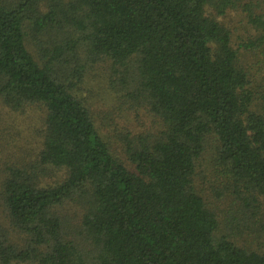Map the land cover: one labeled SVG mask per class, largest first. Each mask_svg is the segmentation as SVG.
<instances>
[{"label": "trees", "instance_id": "16d2710c", "mask_svg": "<svg viewBox=\"0 0 264 264\" xmlns=\"http://www.w3.org/2000/svg\"><path fill=\"white\" fill-rule=\"evenodd\" d=\"M106 64L158 125L122 157L81 95ZM213 137L237 218L193 184ZM0 214V264H264V0H0Z\"/></svg>", "mask_w": 264, "mask_h": 264}, {"label": "rangeland", "instance_id": "374dc122", "mask_svg": "<svg viewBox=\"0 0 264 264\" xmlns=\"http://www.w3.org/2000/svg\"><path fill=\"white\" fill-rule=\"evenodd\" d=\"M219 20L230 31L232 37V45L237 47L241 42H245L248 38H251V30L247 27L245 20L236 12H230L224 18ZM109 65L105 67L97 66L91 68V71L87 73V85L81 86V95L91 103L92 111L96 118V124L100 126L101 132L104 138L112 146L115 153L119 156H123V149H125L124 138L127 134L129 136H139L148 131V133H154L158 129L157 122L151 114L145 111L143 108L138 107L137 110H133L127 106L116 95L114 88H119L120 83L116 77L109 72ZM103 84L105 91L103 89ZM115 87H112V86ZM16 124L23 125L19 129H22L20 133H25L26 128L32 125L35 128L36 118L18 117L13 119ZM18 129V130H19ZM28 133L26 132V135ZM215 138L208 140L207 147L201 157V166H199L193 177V184L195 190L206 200L209 206L213 208L218 218L222 221L225 218H237L236 210L232 206L231 190H225V176L224 168L218 164L216 159V142ZM26 150V149H23ZM26 153V152H23ZM23 153L19 152V156H23ZM48 181L56 180V176L53 175L47 178ZM241 208V204L239 203ZM67 215L69 219V226H75L77 224V217L74 211ZM0 227L1 234L5 236L10 243L22 246V238L9 226L5 216L0 214ZM263 234V233H260ZM246 235H241V239L238 245H244V240H249ZM264 236L260 239H255L252 244L254 248L260 247L263 249Z\"/></svg>", "mask_w": 264, "mask_h": 264}]
</instances>
